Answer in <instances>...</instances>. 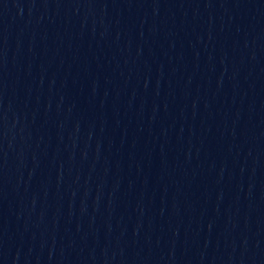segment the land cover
<instances>
[{
    "label": "water",
    "instance_id": "obj_1",
    "mask_svg": "<svg viewBox=\"0 0 264 264\" xmlns=\"http://www.w3.org/2000/svg\"><path fill=\"white\" fill-rule=\"evenodd\" d=\"M264 79V0H0V264H197Z\"/></svg>",
    "mask_w": 264,
    "mask_h": 264
}]
</instances>
